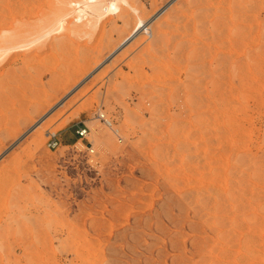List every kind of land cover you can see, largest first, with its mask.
I'll return each instance as SVG.
<instances>
[{
	"label": "rangeland",
	"instance_id": "obj_1",
	"mask_svg": "<svg viewBox=\"0 0 264 264\" xmlns=\"http://www.w3.org/2000/svg\"><path fill=\"white\" fill-rule=\"evenodd\" d=\"M66 1L0 0V264H264V0Z\"/></svg>",
	"mask_w": 264,
	"mask_h": 264
},
{
	"label": "bare ground",
	"instance_id": "obj_2",
	"mask_svg": "<svg viewBox=\"0 0 264 264\" xmlns=\"http://www.w3.org/2000/svg\"><path fill=\"white\" fill-rule=\"evenodd\" d=\"M76 1V0H75ZM75 1H66L67 3H69V5H70V7H71V12H68L67 14H66V16H73L75 13L77 14H80V15H82L84 18H90L91 17V19H90V21H96V20H98L99 19V17H100V15H102V12L101 11H99V9H96L97 7H101V8H104V7H106L105 6V4L106 3H109V4H111L112 2H115V3H118V2H123V3H125V5H127L128 6V8L129 9H131L135 14V16H136V14H138V10H136V9H134V8H132L130 5H129V3L126 1V0H77L76 2ZM110 9H119V7H117L116 5L113 7V6H110ZM133 14V13H132ZM146 21L145 20H143L141 17H138V19H137V23H136V25L134 26V28H133V30H132V32H131V34L127 37V38H125L124 39V41L120 44V46L118 47V49H116V51H114L113 53H111V56L113 55V54H115L118 50H119V48H121L122 46H124L128 41H130V40H132L141 30H143V29H145L146 28V23H145ZM243 36V37H242ZM239 38H240V40H247V38L248 37H246V35H244V34H242V32L239 34ZM239 40V41H240ZM238 43H240V44H244V42L243 41H241V42H238ZM238 45V47H239V44H237ZM237 45L236 46H234V47H237ZM245 46V45H244ZM241 47H242V49H243V46L241 45ZM240 48V47H239ZM245 50V49H244ZM247 51V50H246ZM249 51V50H248ZM243 52V51H242ZM258 52V51H257ZM247 53V52H246ZM243 54V53H242ZM245 54V53H244ZM260 54V53H259ZM247 56V55H246ZM109 58V57H108ZM257 58H260V55H258V57ZM257 60V59H256ZM233 65V64H232ZM231 65V67H232V69H238L237 71H238V73H237V75H238V77H239V81H240V83H242L243 82V70L245 69V62L241 59L239 62H237L236 64H234V68H233V66ZM231 67H230V70H231ZM228 69V68H227ZM233 70V71H234ZM229 74V73H228ZM233 74H236V70H235V73H233ZM235 76V75H234ZM228 79V78H227ZM224 81H225V79H224ZM223 81V82H224ZM226 81H228V80H226ZM225 81V82H226ZM218 82V81H217ZM218 84V83H217ZM223 84V83H222ZM226 85V84H225ZM226 86H231V85H229V83H228V85H226ZM225 86V88H227L228 89V87H226ZM240 86V85H239ZM214 87H216V86H214ZM218 87H222V85H221V82H219V84H218ZM232 87V86H231ZM222 88H224V87H222ZM225 88H224V90H225ZM221 92H222V90H221ZM224 93H226V92H224ZM38 125H39V123H38ZM40 136V135H39ZM38 141V140H37Z\"/></svg>",
	"mask_w": 264,
	"mask_h": 264
},
{
	"label": "built area",
	"instance_id": "obj_3",
	"mask_svg": "<svg viewBox=\"0 0 264 264\" xmlns=\"http://www.w3.org/2000/svg\"><path fill=\"white\" fill-rule=\"evenodd\" d=\"M87 131L82 130L81 128L77 129V134H79L80 137H86ZM61 145L60 139L57 134L50 133L49 134V140H48V147L52 149H56Z\"/></svg>",
	"mask_w": 264,
	"mask_h": 264
}]
</instances>
